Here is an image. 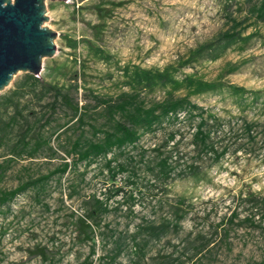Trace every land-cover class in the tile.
<instances>
[{"label": "rangeland", "instance_id": "374dc122", "mask_svg": "<svg viewBox=\"0 0 264 264\" xmlns=\"http://www.w3.org/2000/svg\"><path fill=\"white\" fill-rule=\"evenodd\" d=\"M249 9V0L47 3L46 25L58 33L57 52L44 60L39 78L66 89L72 85L73 99L86 96L90 113L80 127L70 111L60 109L45 129L57 154L44 150L33 159H14L0 192L72 162L76 138L93 137L90 124L105 122L94 97L132 88L146 104L167 92L189 96L208 118L216 150L226 152L217 163L198 158L191 140L200 117L183 116L128 146L118 158L130 157L131 168L116 179L103 160L53 174L0 209V264H264V22ZM235 31L239 35L227 41L225 34ZM165 71L170 79L156 75ZM23 77L19 73L0 97ZM197 81L215 89L194 93ZM51 100L37 89L26 97L24 112L38 119ZM171 132H177L181 159H173L177 170L167 180L148 166ZM191 164L198 166L197 175ZM118 187L124 193L114 195ZM94 198L107 210L96 219L93 241L86 242L76 220ZM177 213L183 219L175 228ZM162 224L170 227L160 236L145 229Z\"/></svg>", "mask_w": 264, "mask_h": 264}, {"label": "trees", "instance_id": "16d2710c", "mask_svg": "<svg viewBox=\"0 0 264 264\" xmlns=\"http://www.w3.org/2000/svg\"><path fill=\"white\" fill-rule=\"evenodd\" d=\"M249 3L251 16L258 22H264V0H249ZM237 26L238 23L235 20L234 28ZM238 35L239 32L235 31L233 34L226 33L225 37L227 41H231ZM145 73L150 76L152 74L151 71ZM156 75L170 79L168 71L158 72ZM171 81L174 80L171 78ZM163 85L166 87V84ZM212 85L208 82L197 81L194 93L200 94L211 91L215 89ZM70 87L66 89L43 82L39 77L24 74L23 79L16 82L9 93L0 97V158H4V162L0 163V181L10 169L14 159H33L44 150L51 151L53 155L57 154V150L51 144V138L45 136V129L51 125L60 109L65 108L70 111L72 121L75 120L80 127L87 124L86 120L90 113L89 100L86 96L81 101L73 99ZM37 89H40L44 94L50 93L52 100L46 103L47 114L38 119H33L30 114L24 112V101L28 95L36 93ZM94 101L96 109L101 110L105 122L103 124H90L94 133L93 137L78 136L76 138L71 146L74 160L72 162L64 161L55 172L46 176L30 177L20 182L14 189L1 191L0 209L9 205L21 193L42 184L51 175H65L79 163L90 166L99 160H103L105 162L104 168L116 179L118 175L129 172L131 168L130 157L122 161L118 158V156H125L128 146H135L142 135L154 131L167 121L178 123L183 116L184 118H195L196 115L200 117L191 140L193 151L198 158L210 156L213 157V162L217 163L225 155V149L222 152L216 150L215 144L212 142V131L208 128V118L199 113L201 108L194 104L189 96H175L174 93L167 92L161 100L146 104L140 100V95L132 88L130 91L121 92L116 97L96 96ZM251 128L252 124L247 126L249 131ZM176 139L177 132H171L165 144L154 149L156 153L155 163L149 162L153 166H148L151 170L156 169L167 180L177 170L174 165L176 161L173 159H181V156L176 157L177 152L175 150L178 151ZM171 143L170 150L165 151V148ZM3 151H6L4 155L1 154ZM179 162L180 160H178ZM189 169L193 175L198 174V166L191 164ZM122 193H124V189L118 187L114 195ZM93 202L92 207L76 220L79 234L83 235L86 242L93 241L95 226H97L96 219L100 213L107 210L101 200L94 198ZM182 219L183 215L177 213L175 228L179 227V221ZM169 227L170 225L162 224L160 226L151 225L145 229L152 235L160 236L159 233H165ZM37 249L39 254L45 256L42 249ZM92 254H95V248L92 249ZM83 264H93V260L87 259Z\"/></svg>", "mask_w": 264, "mask_h": 264}, {"label": "water", "instance_id": "95a60500", "mask_svg": "<svg viewBox=\"0 0 264 264\" xmlns=\"http://www.w3.org/2000/svg\"><path fill=\"white\" fill-rule=\"evenodd\" d=\"M68 1L0 0V94L19 73L40 77L44 60L55 57L58 33L46 25L47 3Z\"/></svg>", "mask_w": 264, "mask_h": 264}]
</instances>
